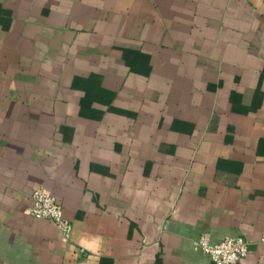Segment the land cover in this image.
<instances>
[{
    "label": "crops",
    "instance_id": "obj_1",
    "mask_svg": "<svg viewBox=\"0 0 264 264\" xmlns=\"http://www.w3.org/2000/svg\"><path fill=\"white\" fill-rule=\"evenodd\" d=\"M263 70L264 0H0V264H264Z\"/></svg>",
    "mask_w": 264,
    "mask_h": 264
},
{
    "label": "built area",
    "instance_id": "obj_2",
    "mask_svg": "<svg viewBox=\"0 0 264 264\" xmlns=\"http://www.w3.org/2000/svg\"><path fill=\"white\" fill-rule=\"evenodd\" d=\"M30 197L31 206L27 214L51 221L64 239L69 238L70 224L54 194L44 187H37ZM195 247L208 258L210 264H239L248 253V243L240 236L226 237L217 243H211L208 237L203 236L197 240Z\"/></svg>",
    "mask_w": 264,
    "mask_h": 264
},
{
    "label": "trees",
    "instance_id": "obj_3",
    "mask_svg": "<svg viewBox=\"0 0 264 264\" xmlns=\"http://www.w3.org/2000/svg\"><path fill=\"white\" fill-rule=\"evenodd\" d=\"M262 74H264V70L262 71Z\"/></svg>",
    "mask_w": 264,
    "mask_h": 264
}]
</instances>
